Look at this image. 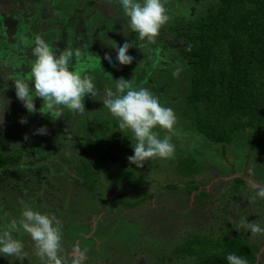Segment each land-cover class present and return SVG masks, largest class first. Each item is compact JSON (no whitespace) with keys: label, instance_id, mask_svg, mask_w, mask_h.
<instances>
[{"label":"rangeland","instance_id":"374dc122","mask_svg":"<svg viewBox=\"0 0 264 264\" xmlns=\"http://www.w3.org/2000/svg\"><path fill=\"white\" fill-rule=\"evenodd\" d=\"M216 1L165 0L171 19L162 26L156 44L148 45L129 28L119 0H0V152L21 155L11 169L23 173L17 179L0 178V228L18 221L28 204L62 224L65 256L77 241L87 249L84 264H195V257H180L176 249L197 234L211 240L241 237L256 249L254 264H264V233L237 229L245 219L264 227V198L251 199L253 185H264V130L256 134L247 129L228 145L200 135L183 116V97L189 91L186 62L167 43L182 22L204 15ZM37 35L61 51L79 49L101 57L114 80L132 79L134 86L149 89L173 108L177 124L169 135L174 157L153 158L136 168L126 146L111 144L112 132L101 134L99 123L113 119L102 102L104 90L114 81L99 69L84 74L95 80L98 95L97 100L85 101V116L65 109L55 120L41 108V98H34L37 111L28 113L16 98L13 80L30 70ZM125 42L133 45L127 54L134 59L119 65L117 49ZM108 57L114 66L106 63ZM177 61L183 71L174 78ZM79 125H86L89 135L76 128ZM42 126L46 134H37ZM117 130L135 144L130 132ZM157 131L161 138L166 134ZM93 141L102 150L109 147L114 160L89 156L86 149ZM187 154L199 165L193 176L179 174L174 165ZM81 161H92L97 168L94 192L101 197L96 200L94 192L78 182ZM13 236L24 244L25 255L0 257V264H39L29 235L21 230Z\"/></svg>","mask_w":264,"mask_h":264},{"label":"trees","instance_id":"16d2710c","mask_svg":"<svg viewBox=\"0 0 264 264\" xmlns=\"http://www.w3.org/2000/svg\"><path fill=\"white\" fill-rule=\"evenodd\" d=\"M172 38L167 43L185 60L189 76V91L183 97V116L194 125L195 130L211 142L227 145L238 140L240 133L247 129L256 134L262 132L264 0H218L204 15L182 22ZM189 45L191 51H186ZM86 125L91 126L89 123ZM86 125L76 128L86 133ZM99 126H102L99 130L101 134L112 132L109 138L114 147L126 146L133 155L134 142L119 135L115 118L101 122ZM86 135L83 140H86ZM62 146L61 143L57 149ZM87 147L89 156L114 160L109 147L102 150L101 145L94 141L89 142ZM20 158L17 152H0V178L7 175L13 176V179L23 177V173L18 174L11 169ZM91 162L81 161L78 182L84 190L94 192L98 177L97 168ZM174 165L183 176H193L199 171V165L195 164L191 154L178 157ZM99 197L101 193L94 192V200ZM4 199L8 201L7 196ZM228 237L224 235L211 240L193 235L176 251L180 257H195V264H227L229 253H236L244 257L248 264H254L256 249L247 246L241 237Z\"/></svg>","mask_w":264,"mask_h":264},{"label":"clouds","instance_id":"9594fccd","mask_svg":"<svg viewBox=\"0 0 264 264\" xmlns=\"http://www.w3.org/2000/svg\"><path fill=\"white\" fill-rule=\"evenodd\" d=\"M119 7L127 17L131 31L148 45L156 44L162 26L171 19L165 0H119ZM132 46L129 42L123 43L118 49L116 46V61L119 65L132 63L134 58L127 54ZM186 51H191V45ZM31 56L30 70L13 80L16 98L28 113L37 111L34 98H41V108L55 120L63 116L65 109L74 116L83 117L87 113V98H98L95 80L84 74L99 69L113 79L104 70L101 57L98 56V59L97 55L90 52L85 54L79 49L61 51L39 35L32 41ZM106 63L114 66L111 57L106 59ZM153 67H156L155 63ZM182 71L183 65L177 61L173 77L178 78ZM113 81V87L104 90L102 103L117 120L120 132H130L131 139L135 141L133 155L128 157L130 164L141 168L153 158H173L176 149L169 134L175 132L177 124L174 109L164 106L149 89L134 86L132 79L119 78ZM20 123L26 121L21 119ZM157 129L166 134L161 138ZM36 131L42 135L46 134L47 129L42 126ZM253 187L255 195L251 199L264 198V185L256 184ZM237 229L264 233V227L259 223H249L246 219L240 222ZM21 230L31 238L39 264H67L69 260L70 264H84L87 260V249H82L79 241L71 253L65 256L62 224L49 213L28 204L24 205L18 221L13 219L0 228V257L20 259L25 255L24 244L13 236L14 232ZM226 261L227 264H248L244 257L236 253L227 254Z\"/></svg>","mask_w":264,"mask_h":264},{"label":"flooded vegetation","instance_id":"af4514ba","mask_svg":"<svg viewBox=\"0 0 264 264\" xmlns=\"http://www.w3.org/2000/svg\"><path fill=\"white\" fill-rule=\"evenodd\" d=\"M89 1H92V0H89ZM89 1H88V2H89Z\"/></svg>","mask_w":264,"mask_h":264}]
</instances>
